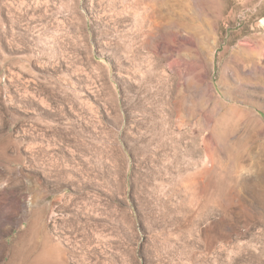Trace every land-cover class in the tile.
Instances as JSON below:
<instances>
[{"label":"rangeland","instance_id":"rangeland-1","mask_svg":"<svg viewBox=\"0 0 264 264\" xmlns=\"http://www.w3.org/2000/svg\"><path fill=\"white\" fill-rule=\"evenodd\" d=\"M0 264H264V0H0Z\"/></svg>","mask_w":264,"mask_h":264}]
</instances>
